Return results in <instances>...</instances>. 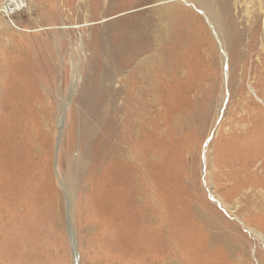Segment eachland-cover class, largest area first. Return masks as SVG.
Returning a JSON list of instances; mask_svg holds the SVG:
<instances>
[{"label": "rangeland", "instance_id": "374dc122", "mask_svg": "<svg viewBox=\"0 0 264 264\" xmlns=\"http://www.w3.org/2000/svg\"><path fill=\"white\" fill-rule=\"evenodd\" d=\"M8 1L0 264H264V0Z\"/></svg>", "mask_w": 264, "mask_h": 264}, {"label": "bare ground", "instance_id": "6f19581e", "mask_svg": "<svg viewBox=\"0 0 264 264\" xmlns=\"http://www.w3.org/2000/svg\"><path fill=\"white\" fill-rule=\"evenodd\" d=\"M7 1V0H6ZM165 1H173V0H165ZM198 1V3L199 4H201L202 5V7L203 8H205L206 7V9H205V11H206V14L208 15V18H209V20L211 21V23L214 25V27H215V29H216V32H217V30H218V32H217V36H218V38H220V39H223V37H222V34H221V32H220V29H221V27H222V29H225V32H224V36H225V38H226V36L228 37V38H231V39H234V37H236V34L237 33H235V24H236V22H234L233 21V19H231V21H229L228 23H225L224 25L223 24H221L222 23V16H223V13H220V11L219 12H216V11H214L213 9H211L212 8V6H211V4H209L208 2H206V0H197ZM9 2V1H8ZM209 4V5H208ZM231 3H230V0L227 2V1H225L224 3H223V11H224V9L226 8V14L228 13L229 14V12L231 11V5H230ZM15 5H13L11 2H9V3H7L6 5H2L1 7H0V14L1 13H3V14H5V15H7V16H9L10 17V21L12 22V23H14V19H12L11 18V15L13 14V12L15 11ZM228 11V12H227ZM224 27V28H223ZM239 33H243V34H240L241 36L237 39L238 40V47H240V50H241V56L246 52V53H251V52H253L254 50H256V49H258V47H260L259 45H260V43H261V41H262V39H261V37L259 36V34H258V32H254V33H252V32H246V29H245V31H243V32H238V35H239ZM243 35L245 36V35H247V36H249L250 38L248 39V42L246 43V46H244V47H242V43L244 44V42L245 41H243V39H245V38H243L242 39V37H243ZM248 38V37H247ZM243 41V42H242ZM242 52H244L243 54H242ZM43 53V52H42ZM151 57V56H150ZM262 57V56H261ZM148 58V57H147ZM143 59V58H142ZM141 59V60H142ZM226 53H224L223 54V63L225 62L226 63ZM242 60V59H241ZM258 61V58H256V59H254V58H252L249 62L246 60V63H248L247 65L249 66V63H250V65L252 66V69L253 70H255V61ZM143 61V60H142ZM141 61V62H142ZM242 62V61H241ZM245 63V64H246ZM241 66L240 67H246L244 64H243V66H242V64H240ZM245 69V68H244ZM141 73H143V71H141ZM242 75H243V72H242ZM149 87H150V85H149ZM263 93V92H262ZM137 102V101H136ZM134 106V105H133ZM144 108V107H143ZM34 115V114H33ZM130 121V120H129ZM131 122H132V125H130V129H131V132L134 130V131H136V128H137V126H134V124H136L137 122H142V118L141 117H138V116H134V117H132L131 118ZM90 126V125H89ZM242 129V128H241ZM133 131V132H134ZM137 133V132H136ZM257 133V132H256ZM245 136V135H244ZM260 139V138H259ZM239 146V145H238ZM31 148V147H30ZM86 156H87V153H86ZM87 159V158H86ZM73 160V159H72ZM247 160V159H246ZM252 160V159H251ZM248 162V161H247ZM93 163V162H92ZM99 163V162H98ZM97 163V164H98ZM95 164V163H94ZM100 164V163H99ZM250 164V163H249ZM248 164V165H249ZM83 165V159L82 158H80V159H74V161H71V164H70V167H71V170H69V172H68V179H69V182H68V188L69 189H74L73 188V184H75V183H73V181L74 182H76V173L78 172V170L81 168V166ZM244 167V166H243ZM95 168V167H94ZM245 168V167H244ZM82 170V169H81ZM85 170V169H84ZM244 170V169H243ZM82 172V171H81ZM242 173V172H241ZM67 174V173H66ZM84 174V173H83ZM81 176V175H80ZM250 176V175H249ZM253 177V176H252ZM106 179V178H105ZM246 179V178H245ZM244 179V180H245ZM83 180V179H82ZM249 180V179H248ZM78 181V180H77ZM248 182V181H247ZM251 183H253V184H251V187L252 188H250V190L249 191H247V196H246V202H245V204L242 206V209H247L249 212H251V213H253V214H257V215H259L260 213L261 214H264V194L263 193H260L259 191H258V189L256 188V184L257 183H255V182H253L252 180L250 181ZM239 183H241V182H239ZM238 184V183H237ZM242 184H245V182H242ZM234 185H235V183H234ZM240 185L241 184H239V185H236V189L237 190H240V189H242V187H240ZM246 185V184H245ZM259 186V185H258ZM240 187V188H239ZM259 188V187H258ZM260 189V188H259ZM243 192H244V190H243ZM262 192V191H261ZM101 194H103L102 193V191H101ZM108 195V194H107ZM97 197V196H96ZM227 205V206H226ZM224 206L227 208H230L231 207V205L229 206L228 204H226V202H224ZM231 209V208H230ZM232 211V210H231ZM233 212V211H232ZM251 232H253L254 233V235H256L258 238H261L262 240H264V233H262V232H260V231H258V230H256L255 228H253V227H247ZM149 256V255H148Z\"/></svg>", "mask_w": 264, "mask_h": 264}]
</instances>
